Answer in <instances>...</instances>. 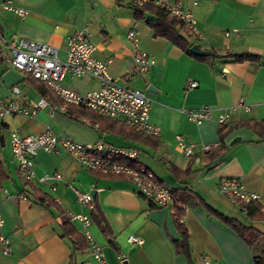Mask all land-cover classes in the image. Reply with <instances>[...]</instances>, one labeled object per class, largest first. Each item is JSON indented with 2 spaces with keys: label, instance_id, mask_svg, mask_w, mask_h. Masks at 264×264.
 Segmentation results:
<instances>
[{
  "label": "crops",
  "instance_id": "crops-1",
  "mask_svg": "<svg viewBox=\"0 0 264 264\" xmlns=\"http://www.w3.org/2000/svg\"><path fill=\"white\" fill-rule=\"evenodd\" d=\"M5 1L0 0V37L50 44L61 60L66 55L67 38L86 28L88 39L96 47L95 57L106 63L110 76L119 84L146 93L149 122L159 132L138 136L123 125L103 119H94L98 125L95 128L57 110L51 113V106L37 109L34 116L0 119L4 173L0 181V235L10 242L9 255H3L0 247V264H93L88 242L84 249L75 250L72 239L62 236V221L66 218L84 236L80 221L69 218L68 213L91 218L95 207L107 223L109 234L92 219L87 229L107 264H188L187 258L175 250L173 241L180 234L172 207L154 205L125 177L87 170L59 150L39 151L33 160L35 177L25 182L11 153L9 134L16 130L21 135H35L47 127L77 142H101L134 151L139 165L151 170L162 183L191 191L183 197L186 209L182 223L189 236L193 264H205V258L209 264H253V252L259 251L261 242L258 249H251L237 233L197 205L193 194L220 214L264 233V221L250 220L239 203L221 195L217 188L222 178H238L260 195L257 203L264 209V143H258L245 125L250 119L264 120V0H197L195 5L193 0H169L179 1L193 15L196 31L189 41L212 53L196 57L154 36L148 25L154 14L144 11L137 17L126 0H11L27 10L24 17L4 10ZM130 29L138 34L136 46L127 38ZM137 51L155 60L145 74L136 71L133 56ZM226 51L249 52L260 59L235 62L214 57ZM192 81L197 86L189 88ZM61 85L84 93L97 88L98 82L67 72ZM13 86L20 90L15 98L29 107L43 97L26 74L0 59V96L11 97ZM240 100L248 110L239 105ZM205 106L211 109L209 119L199 124L188 119L189 110ZM221 113L227 116L224 124L217 122ZM83 118L91 120L90 115ZM176 134L198 143L219 142L225 149L213 158L210 152L185 157L176 146ZM169 165L179 172H189L174 174ZM54 173L60 178H54ZM42 176L47 178L41 181ZM74 189L94 192L93 207L79 203ZM130 235L139 236L142 242L129 243Z\"/></svg>",
  "mask_w": 264,
  "mask_h": 264
},
{
  "label": "built area",
  "instance_id": "built-area-1",
  "mask_svg": "<svg viewBox=\"0 0 264 264\" xmlns=\"http://www.w3.org/2000/svg\"><path fill=\"white\" fill-rule=\"evenodd\" d=\"M132 7L141 8L152 3L166 10L170 16L182 22L193 32L196 31L195 20L190 11L186 10L179 1L169 0H126ZM195 5L197 0H193ZM2 8L11 11L20 17L27 14V10L6 0ZM199 35V34H197ZM89 33L86 28L77 30L67 38L66 55L64 60L58 56L57 49L50 44L37 43L26 38L13 36L9 39L0 37V59L14 67L17 71L28 74L51 89L64 103L87 108L96 114L110 119L121 120L126 125L147 135H157L159 128L149 122L150 100L146 93L138 88L119 84L113 79L107 70L106 63L95 57L94 44L88 39ZM201 37V35H200ZM127 38L136 46L138 34L134 29L127 32ZM136 71L145 74L154 65V58L146 52L137 51L133 56ZM67 72L75 76H90L97 80L98 87L84 93L67 89L61 85V80ZM197 83H188L189 88L196 87ZM20 93L17 86L11 88V97L0 96V119L6 116L23 115L34 116L37 109L48 107V101L41 97L35 102L27 104L15 98ZM245 110L249 106L239 101ZM59 111L66 113L65 106L50 108V112ZM188 119L195 123H201L211 116L209 107L189 110ZM81 122L98 127L87 118H81ZM227 116L223 113L218 115L217 122L224 124ZM175 143L185 157H192L197 152L209 153L219 148L220 143H198L176 134ZM11 153L17 162L21 178L28 182L35 177L34 157L39 151L46 153L64 151L72 157L80 167L101 173L103 175L120 176L128 179L136 190L150 200L154 205L164 207L172 206V190L169 185L162 183L154 173L142 165L133 166L127 161L136 160L134 151L114 148L101 142L95 144L81 143L65 137L58 136L48 127L35 135H21L13 130L9 134ZM126 159V160H125ZM54 178H60L57 173ZM46 176L40 177L43 181ZM221 195L232 202L239 203L245 213V205L249 202H259L260 195L245 187L238 178H222L217 185ZM1 191V188H0ZM3 192H7L3 190ZM77 201L92 208V194L89 191L75 190ZM24 198V197H23ZM68 217L80 221L83 235L88 242V249L93 258V264H107L102 254L101 247L92 238L87 227L91 218L82 214L68 213ZM182 221V218H181ZM3 218L0 213V228ZM128 242L140 244L142 239L137 235H130ZM1 253L9 255L10 242L7 236L0 235ZM205 264H209L207 258Z\"/></svg>",
  "mask_w": 264,
  "mask_h": 264
},
{
  "label": "trees",
  "instance_id": "trees-1",
  "mask_svg": "<svg viewBox=\"0 0 264 264\" xmlns=\"http://www.w3.org/2000/svg\"><path fill=\"white\" fill-rule=\"evenodd\" d=\"M144 11H149L152 14H154V17L148 20V25L152 29L154 36L165 38L171 43H173L175 46L179 47L185 53L191 56H195L190 51V47L193 44L189 41V38L193 36V32L190 31V29H188L186 25L176 20L174 17L170 16L169 13L163 8L156 6L152 3L146 4L141 8H135V16L138 17ZM214 57L229 58L235 62L255 61L260 59L259 55L252 54L249 52L230 53L228 51L224 52L221 55H214ZM199 58H205V57H199ZM26 78L29 82L37 84L36 87L38 91L45 99H47L49 105L52 108L65 106L66 109L65 115L67 116H71L75 119L80 120L81 118L90 115L91 116L90 121L92 123H94V119L108 120L107 122L109 123L114 122L120 126L122 125L125 126L129 130H131V132H133L135 135L144 136V133L135 130L134 128L126 125L125 123H118L116 121H113V119H109L106 117L103 118V116H100L95 112L81 106L64 103L57 95H55L51 91L50 88H48L45 85L44 82L39 81L38 79H35L28 74H26ZM245 125L256 136L258 143H264V120L258 121L255 119H250L245 122ZM224 149L225 147L220 144L219 148L216 149L217 151L215 150L211 151L209 153V156L211 158L220 156L223 153ZM127 162L129 164H132L133 166L139 165V162L137 160H129ZM169 170L174 174L179 173L181 175H186L189 172L188 169L179 172L172 165H169ZM3 177H4L3 168L0 163V181L2 180ZM186 193H191V191L189 192L186 190L173 189L171 192L173 199V203L171 206L173 210L172 212L173 221L175 227L177 228L180 234V238L174 239L173 242L175 245L176 252L182 253L187 258L188 264H193L190 253L189 236L185 226L181 221V218L184 216L186 209V203L183 199ZM193 197L197 199L196 201L197 205H199L207 214L215 217L220 223H222L227 228L237 233V235L241 239H243L251 249L255 248V246L260 241L261 248L259 249V251L253 252V264H264V233H262L260 230H258L253 226H245L244 224L233 218L220 214L219 212L209 207L199 196L193 194ZM245 209H246L245 214L250 220L264 221V209H262L257 202H249L248 204L245 205ZM90 216L91 219L95 221L97 225L100 227L101 231L108 235L109 227L105 222L104 218L102 217L100 210L97 207L92 209ZM62 231H63L62 232L63 237L67 236L72 239L75 250L79 251L84 249L85 246H87V240L84 238V236H81L76 232V229L73 227L72 224H70V222L66 218H63L62 221Z\"/></svg>",
  "mask_w": 264,
  "mask_h": 264
},
{
  "label": "water",
  "instance_id": "water-1",
  "mask_svg": "<svg viewBox=\"0 0 264 264\" xmlns=\"http://www.w3.org/2000/svg\"><path fill=\"white\" fill-rule=\"evenodd\" d=\"M190 51L192 54H194L196 56H210V55H212L211 52L201 49L197 44L191 45ZM93 193L94 192L91 193L92 197H93Z\"/></svg>",
  "mask_w": 264,
  "mask_h": 264
},
{
  "label": "rangeland",
  "instance_id": "rangeland-1",
  "mask_svg": "<svg viewBox=\"0 0 264 264\" xmlns=\"http://www.w3.org/2000/svg\"><path fill=\"white\" fill-rule=\"evenodd\" d=\"M17 99V98H16ZM258 247H259V245L257 244L256 246H255V249H258Z\"/></svg>",
  "mask_w": 264,
  "mask_h": 264
}]
</instances>
